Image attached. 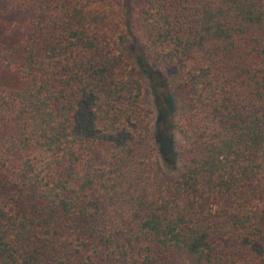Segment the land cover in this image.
<instances>
[{
  "label": "trees",
  "instance_id": "obj_1",
  "mask_svg": "<svg viewBox=\"0 0 264 264\" xmlns=\"http://www.w3.org/2000/svg\"><path fill=\"white\" fill-rule=\"evenodd\" d=\"M0 2V264H264V0ZM127 37L185 66L177 120Z\"/></svg>",
  "mask_w": 264,
  "mask_h": 264
},
{
  "label": "rangeland",
  "instance_id": "obj_2",
  "mask_svg": "<svg viewBox=\"0 0 264 264\" xmlns=\"http://www.w3.org/2000/svg\"><path fill=\"white\" fill-rule=\"evenodd\" d=\"M118 2L120 5L117 8L116 23L120 31L125 33L126 29L122 21V15L126 11L124 10L126 2L125 0H118ZM128 2L129 7L132 10H136L142 4V0H128ZM26 20L27 17L25 15L12 11L6 4L0 2V39L4 46L11 48L18 44L21 30L24 27ZM123 49L129 65L134 67L133 69L135 70V76L143 83L146 103L151 105L155 102V100H157L154 91L156 89L157 93L164 101V108L168 110L170 114L174 113L176 120L191 109L189 92L181 90L178 85L179 78L185 71V66H183L177 60H165L153 64L155 70L157 71V75H154L155 80L152 81V78H150L144 69L140 67L135 55V50L133 49L131 41L128 37L123 43ZM5 86H9L8 82L5 84ZM165 92H167L169 96H164ZM177 145L178 141L176 140L173 147H170L166 151V161L169 165V169H174L177 164ZM165 260L166 264H183V262L186 261V256L173 254V256L168 258L166 257Z\"/></svg>",
  "mask_w": 264,
  "mask_h": 264
}]
</instances>
